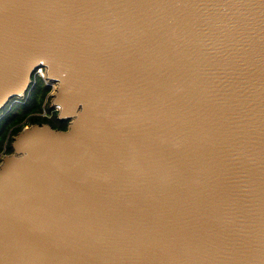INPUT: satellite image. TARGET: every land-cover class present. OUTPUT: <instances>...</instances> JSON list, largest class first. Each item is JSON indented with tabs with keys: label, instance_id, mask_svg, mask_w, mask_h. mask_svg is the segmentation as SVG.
Returning a JSON list of instances; mask_svg holds the SVG:
<instances>
[{
	"label": "water",
	"instance_id": "obj_1",
	"mask_svg": "<svg viewBox=\"0 0 264 264\" xmlns=\"http://www.w3.org/2000/svg\"><path fill=\"white\" fill-rule=\"evenodd\" d=\"M38 66L0 264H264V0H0V109Z\"/></svg>",
	"mask_w": 264,
	"mask_h": 264
},
{
	"label": "trees",
	"instance_id": "obj_2",
	"mask_svg": "<svg viewBox=\"0 0 264 264\" xmlns=\"http://www.w3.org/2000/svg\"><path fill=\"white\" fill-rule=\"evenodd\" d=\"M50 90V87L42 79H37L24 103L15 102L10 109L3 114L2 109H0V154L3 151L5 153L12 152L10 144L13 136L23 128L24 125H20V123L27 118L30 124L49 123L52 127L58 128L51 120L39 117L36 114L40 112L44 99ZM48 108L52 110L50 105ZM53 112V120H57V110ZM65 128L64 125L59 129Z\"/></svg>",
	"mask_w": 264,
	"mask_h": 264
},
{
	"label": "built area",
	"instance_id": "obj_3",
	"mask_svg": "<svg viewBox=\"0 0 264 264\" xmlns=\"http://www.w3.org/2000/svg\"><path fill=\"white\" fill-rule=\"evenodd\" d=\"M45 77H46L45 69L43 67H41V66L36 67L34 72H33L32 80L30 82V86H29L28 91L24 95H22L20 97H14V98L10 99L8 101V103L2 108V111H3L2 114L5 113L7 110H9L10 107L15 102H21V103L24 102L27 99L31 88L33 87V85L35 84V81L37 79H42L44 82L47 83L48 80ZM53 88H54V84L52 83V89H51L52 91L50 92V96H51V93L53 92ZM54 110H55V108H54ZM50 114L51 113H48L44 107L42 108V113H41L42 116L49 117Z\"/></svg>",
	"mask_w": 264,
	"mask_h": 264
},
{
	"label": "flooded vegetation",
	"instance_id": "obj_4",
	"mask_svg": "<svg viewBox=\"0 0 264 264\" xmlns=\"http://www.w3.org/2000/svg\"><path fill=\"white\" fill-rule=\"evenodd\" d=\"M46 84L50 87V89H52V83H51L50 81L47 82ZM51 108H52V111H54V108H53L52 106H51ZM48 110H51V109H48ZM36 114H37V116H39V117H43V118H46V119H48V120H51V121L53 122V124H54L56 127H58V128H60V127H62V126H64V125H65V127H67L68 121H66V120H60V119H58V118H57V120H53V115H52V113L50 114L49 117L42 116V115H40V114H38V113H36ZM26 124H30L28 118L25 119L24 121H22V122L20 123V125H26ZM48 124H49V123H48ZM1 154L4 155V154H6V153L3 151ZM3 155H2V156H3Z\"/></svg>",
	"mask_w": 264,
	"mask_h": 264
},
{
	"label": "rangeland",
	"instance_id": "obj_5",
	"mask_svg": "<svg viewBox=\"0 0 264 264\" xmlns=\"http://www.w3.org/2000/svg\"><path fill=\"white\" fill-rule=\"evenodd\" d=\"M49 82V81H48ZM46 83V82H45ZM52 90H50V92H51ZM50 92H48V94L46 95V97H45V99H44V102H43V106H42V108L44 107L45 109H46V111L48 112V113H54L52 110H48L49 108H48V106L50 105V107H51V96H50ZM25 102V101H24ZM24 102H22V103H24ZM49 104V105H48ZM42 108H41V110H40V112H38V114H40L41 115V113H42ZM56 110V109H55ZM0 115H1V113H0ZM28 125H30V124H26V125H24L23 127H25V126H28ZM2 155L3 154H0V160H1V157H2Z\"/></svg>",
	"mask_w": 264,
	"mask_h": 264
}]
</instances>
